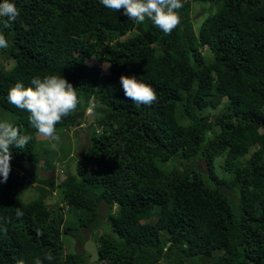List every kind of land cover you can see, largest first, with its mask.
<instances>
[{"label": "trees", "instance_id": "trees-1", "mask_svg": "<svg viewBox=\"0 0 264 264\" xmlns=\"http://www.w3.org/2000/svg\"><path fill=\"white\" fill-rule=\"evenodd\" d=\"M194 1L213 7L195 30L187 12ZM13 2L19 17L10 28L0 23L9 42L0 49V111L8 114L0 122L31 139L23 149L11 146V171L0 183V229H7L0 264H264V0H181L170 34L100 0ZM90 60L106 62L108 72L100 75ZM53 74L80 99L58 134L80 128L90 102L99 115L62 178H36L37 196L24 202L22 164L38 156L40 133L7 94L17 82L27 87ZM122 74L151 84L156 102L133 104ZM222 101L218 112L203 113ZM58 159L45 156L43 165ZM53 189L69 221L50 217L43 198ZM100 204L108 206L98 217ZM82 229L97 233L96 262L82 249L63 252L64 236L84 243Z\"/></svg>", "mask_w": 264, "mask_h": 264}, {"label": "clouds", "instance_id": "clouds-1", "mask_svg": "<svg viewBox=\"0 0 264 264\" xmlns=\"http://www.w3.org/2000/svg\"><path fill=\"white\" fill-rule=\"evenodd\" d=\"M100 3L113 12L122 10L133 22L142 24L146 20L151 21L164 34H170L180 24L178 10L183 7L181 0H100ZM19 15L20 11L13 0L0 2V23L4 28H10ZM8 47L6 36L0 33V49ZM109 66L104 65L105 69ZM120 83L125 96L135 105L150 106L157 100L153 86L135 76L122 74ZM7 100L15 108L29 113L30 125L53 142L60 140L57 124L75 112L80 103L73 84L64 76L55 74L43 78L36 76L27 87L21 82L15 83L8 91ZM30 139V136L22 135L11 123L0 122V183L7 181L11 171V146L23 149ZM52 146L55 147V143ZM15 215L20 218L24 213L17 208ZM0 231L6 234L7 229ZM44 259L51 261L53 256L48 254ZM34 264H42V260L36 258Z\"/></svg>", "mask_w": 264, "mask_h": 264}, {"label": "rangeland", "instance_id": "rangeland-1", "mask_svg": "<svg viewBox=\"0 0 264 264\" xmlns=\"http://www.w3.org/2000/svg\"><path fill=\"white\" fill-rule=\"evenodd\" d=\"M213 11V7L210 6L207 2H201V1H194L191 2L188 7V15L192 20L193 28L194 30L197 28L199 22L201 19ZM201 52L205 54V58H209L211 55L206 52L204 49H201ZM2 59V57L0 56ZM92 64H96L99 66V74L103 75L108 72V68L105 69L104 65H108L106 62H94L93 60L89 61ZM223 104V101L214 108H209L205 110L203 113L211 114L218 112L219 108ZM92 102H90V105H88L84 112L83 116L80 121L81 127L78 129H73L72 127H69L68 129H64L60 132V140L59 142H53L48 138L43 137L41 134H38L37 138L39 139V142L37 144V149H40V152L38 153V156L34 158L30 163H23V169H25V172L28 173L27 176L29 177V184L27 186H23L24 188L21 190L20 198L22 201L26 202L28 200H31L37 196V191L34 189V186L37 184L36 178H51L54 180V184L58 182L60 178L63 176L64 166L66 165L67 159H70L71 157L74 158L79 152L86 149L88 145V131H89V125L92 124L95 120V117L99 115V112L92 106ZM91 108V111L89 110ZM2 115L8 114L5 112H1ZM93 126V127H94ZM96 130H100V127H97ZM53 143H55V147H53ZM65 155V157H63ZM45 156H52L55 158H59L57 161H52L49 165V167H44L43 160ZM61 159V160H60ZM74 161L71 162L70 166H74ZM173 164V163H172ZM170 164V161L166 162L165 166H172ZM188 165L186 162L184 164H177L175 163L174 166L178 167L179 169ZM86 169V168H85ZM88 169V168H87ZM213 170L216 174V176L219 179H228V174L225 173L221 167L219 166L218 162L213 163ZM13 171L15 173L24 176L25 173H22L16 169L13 168ZM26 176V175H25ZM27 179V177H26ZM47 188V187H46ZM96 189H99V186H96ZM49 190V189H47ZM224 192H227L230 194L231 198L235 197V191L233 189L224 188ZM44 203L47 206V209L52 215L50 217H54V214L57 213V215H61L63 220L69 221L70 218H72L71 213L66 212V206L62 204V202L59 200V195L57 193L56 189L48 191L46 196L43 198ZM117 203L116 199H112L109 204L111 206H115ZM108 205L100 204L98 208V217H101L105 214L106 207ZM114 208V207H113ZM54 213V214H53ZM83 233V239L84 243L81 245L77 244L76 241L73 238H69L67 236L62 237L65 239L63 241V252L67 251H76V250H84L87 252L88 257L87 259L91 262H96V242L95 237L97 235L96 231L94 232H88L86 229H82Z\"/></svg>", "mask_w": 264, "mask_h": 264}]
</instances>
